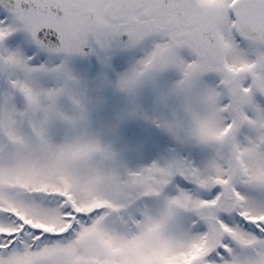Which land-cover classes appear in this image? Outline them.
Here are the masks:
<instances>
[{"label":"snow or ice","instance_id":"snow-or-ice-1","mask_svg":"<svg viewBox=\"0 0 264 264\" xmlns=\"http://www.w3.org/2000/svg\"><path fill=\"white\" fill-rule=\"evenodd\" d=\"M0 264H264V0H0Z\"/></svg>","mask_w":264,"mask_h":264},{"label":"rangeland","instance_id":"rangeland-1","mask_svg":"<svg viewBox=\"0 0 264 264\" xmlns=\"http://www.w3.org/2000/svg\"><path fill=\"white\" fill-rule=\"evenodd\" d=\"M93 63L94 61H92L90 64ZM127 64L128 62L124 64H120L119 62L116 63V61L112 59L111 70L107 73L109 79H114L115 74L117 72L123 71L124 68L127 67ZM96 73H98V71L92 72V69H89V71L85 74L91 78ZM103 94L106 99L105 105H103L98 110H94L92 113L94 124H96V126L102 130L107 123L109 115L115 113V111L121 108L125 103L123 95L115 91L111 86L106 87ZM140 101L146 106H156L155 97L148 90H145V92L141 95ZM160 107L163 108V106ZM141 137L149 138V143H147L139 153L127 152L125 154V160L130 167L151 162L152 159L156 158L157 154L167 147H177L182 155H188L190 151L185 146H176L175 143L167 137L166 133H163L161 130L156 129L153 126L147 125L143 121L126 123L121 127L118 133H106L103 136L106 141L113 142L118 147L128 140Z\"/></svg>","mask_w":264,"mask_h":264},{"label":"flooded vegetation","instance_id":"flooded-vegetation-1","mask_svg":"<svg viewBox=\"0 0 264 264\" xmlns=\"http://www.w3.org/2000/svg\"><path fill=\"white\" fill-rule=\"evenodd\" d=\"M114 61H116V63H120V64H124L126 62H128L129 60V57L127 56H114L112 58ZM92 61H94L93 64H90ZM78 69L82 70L83 72H88L89 69H92V72H100L101 71V65L99 64V62L96 60V57L93 56L91 58H88V59H82L81 61L78 62V65H77ZM110 72V71H109Z\"/></svg>","mask_w":264,"mask_h":264}]
</instances>
